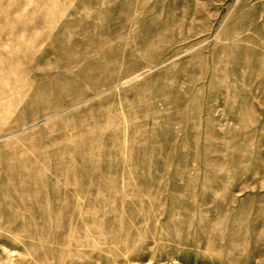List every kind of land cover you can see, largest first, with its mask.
<instances>
[{
  "label": "rangeland",
  "instance_id": "1",
  "mask_svg": "<svg viewBox=\"0 0 264 264\" xmlns=\"http://www.w3.org/2000/svg\"><path fill=\"white\" fill-rule=\"evenodd\" d=\"M0 264H264V0H0Z\"/></svg>",
  "mask_w": 264,
  "mask_h": 264
}]
</instances>
